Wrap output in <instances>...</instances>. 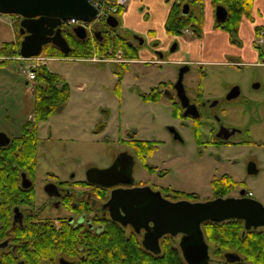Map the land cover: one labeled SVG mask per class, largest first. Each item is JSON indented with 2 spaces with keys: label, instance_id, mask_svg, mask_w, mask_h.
<instances>
[{
  "label": "rangeland",
  "instance_id": "1",
  "mask_svg": "<svg viewBox=\"0 0 264 264\" xmlns=\"http://www.w3.org/2000/svg\"><path fill=\"white\" fill-rule=\"evenodd\" d=\"M136 1L140 4L137 7L138 13L128 18L131 21L120 17L116 33L123 31L131 38L138 33L143 39L148 29L159 31V22L155 16L160 8L159 0ZM207 3L203 1L202 8L196 6L197 14L202 19V29L206 25V36L210 34L218 40V45L224 46L223 37L214 33L220 29L214 23L216 7L212 4L207 7ZM149 9H152V13ZM1 16L10 18L7 14ZM0 27V41L9 40L11 28L8 30L7 24L1 20ZM237 38L233 39L243 42L244 51L254 55L252 47H248L251 44L247 33ZM235 40H232L234 45ZM175 44L173 42L165 51H161V58L148 42L146 46L154 56L164 60L163 63L140 60L130 63L121 81L120 97L116 93L118 77L112 73L110 64L86 60L48 61L50 69L68 77L73 97L71 99L70 96L71 100H68L63 110L40 123L38 176L45 178L52 172L63 178L75 174L76 179H84L89 168H104L121 152L128 150L129 146L119 139H127L129 135L135 134L140 139L159 141V147L154 156L148 159V164L167 170L163 176L159 173L150 176L145 165L138 160L135 167L138 181H149L147 183L159 189L169 186L175 190L196 193L200 201H208L213 198V178L230 174L235 181L243 184V188L252 191L254 198L264 202V60L259 57V63L206 66V75L202 79L197 66L185 74L184 84L189 96L195 98L202 91L203 100L207 103L204 112L210 116V126L205 125L202 132L206 143L199 146L190 126L181 130L183 142L172 136L170 127L179 126L180 121L173 117L167 97L156 103L145 102L140 96L149 93L159 83L171 81L173 84L177 81L182 67L171 59L177 51ZM17 57L6 56L4 60L8 67L0 68V84L4 83L0 86V128L10 125L14 131L21 129L26 115L32 110L38 83L37 80L32 85H26L25 82V69L29 63L37 62ZM6 78L5 83L3 79ZM234 86H240L242 94L229 101L226 95ZM215 102L218 103L212 107ZM101 105L110 107V117L103 113ZM107 122V133L99 134ZM211 126H215L214 132H211ZM221 126L238 130L233 139L246 143L217 146L207 142L214 139L215 132ZM251 162L258 165L257 174H249L248 166ZM168 240L179 244L180 238L171 237ZM211 256L215 258L212 249ZM211 264L218 262L213 260Z\"/></svg>",
  "mask_w": 264,
  "mask_h": 264
},
{
  "label": "flooded vegetation",
  "instance_id": "2",
  "mask_svg": "<svg viewBox=\"0 0 264 264\" xmlns=\"http://www.w3.org/2000/svg\"><path fill=\"white\" fill-rule=\"evenodd\" d=\"M175 1L183 2L185 14H188L191 10L196 11V6L198 5L201 8L203 7V2L202 4L193 5L192 2L194 0H173V3ZM118 11L117 9L112 14L118 19L120 24L119 18L121 15H117ZM108 19L99 24L96 23L93 27V31L95 32L92 34L88 32L86 40L75 37L81 41L90 42L95 52L94 59H98L102 63L118 61L121 63V66H124L123 64L129 65L133 59H127L124 56L123 50L117 51L111 58L99 56L96 52L97 45L95 44L108 38V35H122L120 32L116 33V28L119 24L117 27H111L107 23ZM245 19L252 20V15L251 17L243 18L238 36ZM259 26L261 25L255 27V38L253 42L254 48L259 52L260 57L264 43L263 45H256L255 40L256 37H260L264 28L261 26V29L257 31V27ZM61 29L63 34L69 30L73 32V27L65 23L61 25ZM186 32L197 36L192 29H186L180 35H184ZM122 36L128 38V44L131 45V39H136L138 34L132 36L133 38L127 37L126 35ZM236 43L241 45L242 41L237 40ZM177 45L178 43L176 42L175 49ZM160 56L163 57V54L161 53ZM260 58L264 60L263 57ZM134 59H138V57ZM259 62L260 59L257 63ZM233 65H244V63L236 59ZM183 66L189 65L184 64L181 67ZM190 69L191 67L189 66ZM126 72L127 70H125V74ZM205 75L206 72L204 69L200 68L201 79ZM177 81L173 84L171 81L168 83H159L150 92L152 91L154 95L159 94L161 96L158 102L164 97H167L173 117L179 119V126L174 125L170 127V132L174 139L183 142L181 130L184 127L190 126L196 141L198 140L196 133L201 134L198 140L199 142L197 141V143L199 146H202L206 143L202 135L203 127L209 123L210 117L204 112L207 103L203 100L202 91L195 98L189 96L183 79L190 105H195L198 112L196 115L187 113V108L183 106L176 90ZM199 87L202 90V83L199 84ZM144 94L147 95L148 93ZM142 95L140 96L142 97ZM153 102L158 103L157 101ZM217 103L215 102L212 107ZM119 104L121 106L120 99ZM63 109L60 108L57 112ZM108 116L110 117L111 114H108ZM51 117L46 120L39 119L36 111L32 109L26 115L19 131H14L10 125L4 129L0 128V133H4L10 138L8 145L0 146V177L4 178L0 181V264H117L118 256L129 251L126 249L129 243H133L138 251L141 247L149 251L143 245L147 230L142 228L140 231H137L130 224L125 226L112 219L108 203L111 199L112 192L116 189L127 190L143 187H149L153 191H159L165 198L172 201L189 200L175 197L174 192L185 191L175 190L169 186L159 189L160 187L147 183L149 181L140 182L136 178L135 167L138 160L145 165L150 176L157 173L163 176L167 173L165 169L148 164V159L154 156L159 147V141L154 139H140L135 134L129 135L127 139L120 138L119 140L126 143L129 149L121 152L110 165L104 168L91 167L113 169L105 179L106 182H116L120 179L128 180L125 182L120 180L121 182L115 183L113 186L90 182L87 177V172L91 168L87 170L84 179H76L75 174L70 178H63L52 172L43 178L38 176L40 123L48 121ZM108 124V122L103 124L100 133L108 130ZM214 131L215 126H211V132ZM216 132L214 139L211 141L207 140V142L217 146L246 143V141L238 142L233 139L239 131L232 127L221 126L219 131ZM134 141H136L135 144H133ZM257 168L259 170L258 165ZM243 190L245 191L244 195H242ZM231 196H247L246 189L243 187L239 188L230 193L229 196L224 197ZM217 197L213 193L212 199ZM197 201L200 200L198 199ZM262 203L264 204V202ZM167 237L173 236L165 235L162 237L160 240L161 248L162 241ZM180 237L179 235L173 238Z\"/></svg>",
  "mask_w": 264,
  "mask_h": 264
},
{
  "label": "water",
  "instance_id": "3",
  "mask_svg": "<svg viewBox=\"0 0 264 264\" xmlns=\"http://www.w3.org/2000/svg\"><path fill=\"white\" fill-rule=\"evenodd\" d=\"M0 14L18 15L21 20V33L24 35L20 46V56L30 59L41 55L44 47L53 44L65 54L72 51L61 25L69 19H81L92 22L98 16V9L89 0H0ZM229 12L223 5L216 8V19L223 22ZM111 27L119 24L115 16L108 21ZM75 36L86 40L87 32L81 27L73 28ZM189 66H183L176 83L178 96L187 113L198 114L195 105H190L183 84L184 74ZM241 94V87L234 86L227 94L228 100L236 99ZM10 143V138L0 133V146ZM113 169L91 168L87 172L90 182L113 186L106 182ZM255 162L248 166L249 174H257ZM115 173V172H114ZM115 175H117L115 173ZM128 178V177H127ZM245 191H242L244 195ZM111 217L123 225H132L137 231L147 230L143 245L154 254H161L160 240L165 235L181 236L179 246L187 264H211L210 245L206 240L203 224L206 222L223 223L230 220L244 222L246 230L264 228V204L256 198L217 197L208 201L179 200L165 198L161 192L149 187L133 189H116L109 201ZM152 223V224H151ZM226 262L241 261L236 252L225 254Z\"/></svg>",
  "mask_w": 264,
  "mask_h": 264
},
{
  "label": "trees",
  "instance_id": "4",
  "mask_svg": "<svg viewBox=\"0 0 264 264\" xmlns=\"http://www.w3.org/2000/svg\"><path fill=\"white\" fill-rule=\"evenodd\" d=\"M216 7L223 5L229 12L228 18L223 22L215 21L217 28H221L229 32L231 39H238V32L240 24L244 17H251L255 0H211ZM203 0H194L193 5L202 4ZM122 9L118 11L117 15L122 14ZM11 16H17L15 14ZM108 26L107 24H105ZM18 40L16 43H4L0 53L6 56H19V50L24 35L21 33V18L15 23ZM165 29L170 35H180L186 29H192L198 36L202 37V19L197 14V11L191 10L188 14L184 12L183 2H174L167 20L165 22ZM261 26L257 27V31ZM68 40L72 51L70 54L63 53L53 44L46 45L41 55L47 57H63L76 59H91L94 57V49L89 41H81L75 37L73 32L69 30L64 33ZM235 38V39H233ZM128 38L116 34L108 35L102 42H98L96 52L99 56L113 57L119 50H123L124 56L127 59L137 58V49L128 44ZM235 40L234 42H236ZM11 48L12 50H8ZM111 50V52H109ZM260 57L264 58V48L260 52ZM5 63L4 62H0ZM127 65V64H123ZM127 67V66H126ZM125 70L118 74V83L116 84V93L120 97L121 81L125 76ZM37 88L35 93V101L33 109L36 111L39 119L46 120L52 115L56 114L58 109L64 108L70 99V86L58 74L51 72L46 66L37 69ZM144 101H159L161 96L150 93L143 94ZM201 134L196 133V138L199 140ZM197 140V141H198ZM136 141L133 142L135 144ZM199 142V141H198ZM4 179L0 177V181ZM213 193L215 197L229 196L230 193L243 187L242 183H238L229 174H224L219 178L212 180ZM175 197L182 199H189L197 201L198 194L189 192H174ZM204 233L207 242L212 245L211 249L215 255L214 260L218 264H264V230L252 229L246 230L243 221L230 220L223 223L206 222L203 224ZM167 237L162 241L161 254H153L141 247L138 251L137 247L129 243V251L121 254L117 258V264H187L180 246L170 242ZM128 243V242H127ZM227 252H236L241 256V261L236 263H228L225 259ZM112 258H114L112 256ZM218 258V259H217Z\"/></svg>",
  "mask_w": 264,
  "mask_h": 264
},
{
  "label": "crops",
  "instance_id": "5",
  "mask_svg": "<svg viewBox=\"0 0 264 264\" xmlns=\"http://www.w3.org/2000/svg\"><path fill=\"white\" fill-rule=\"evenodd\" d=\"M207 1L208 3L206 4L207 7H209L212 2L211 0H204ZM173 3V0H159V10L158 13L155 15L156 18L158 19L159 22V31L154 30V29H148V33L146 37H143V40H141L140 36L138 33V36L136 39H131L133 46L137 49V55L138 59H133L130 63H135L137 61H144L147 63H154V64H162L163 60L157 58L156 56L153 55V52L146 46L148 42L151 43V45L157 50L158 54H161V51H165L167 47L172 44L173 42H177L178 45L175 49V55L171 58L172 62L177 64V65H184L188 64L191 68L193 66H197L199 68L204 69L206 66H215V65H233L234 60H240L244 64L246 63H257L259 61V52L254 48V38H255V27L258 25L264 26V0H255L254 1V7H253V12H252V20L245 19L242 24L240 34L239 36H244V34L247 33V35L250 37V44L254 51V55L252 53H247L243 49V42L242 44H237L234 45L231 40V36L228 32L217 29L214 33L217 35H221L223 37V40L226 45H218L216 38L211 37L210 34L206 36L205 28L206 25L203 28V36L202 37H197L191 33H185L184 35H179V36H173V35H168L166 34V29H165V22L167 20L169 11L171 9V5ZM140 4L137 3L136 0H129L127 3L126 8L122 11L121 18L123 19H128L132 17L134 14L138 13L137 12V7ZM213 5V4H212ZM150 12L152 13V9H149ZM9 15V14H7ZM10 18H5L4 16H1L0 14V20L7 24V29L10 30L9 32V40H1L0 41V50L3 46L4 43L7 42H13L16 43L18 40V35H17V30L15 27V23L17 21V17H13L9 15ZM128 21H131L128 19ZM215 23V21H214ZM2 28V27H0ZM246 28L248 30L246 31ZM246 31V32H245ZM122 35H126L123 31L121 33ZM127 36V35H126ZM193 37L192 39H187L186 37ZM128 37V36H127ZM156 45V46H155ZM163 58L162 56H160ZM6 57L0 53V62H4ZM11 58V57H7ZM50 60H70V61H81V60H76V59H66V58H59V57H54V58H49L47 59L43 65L46 66L51 72L58 74L64 81H66L69 84V79L66 75H61L59 73H56L52 69L49 68L48 61ZM85 61V60H84ZM86 61H91V62H97L94 60H86ZM160 61V62H159ZM110 64V68L112 70V73L118 77V72L123 68H129V65H124L121 66L120 62H105L104 64ZM8 67L7 63H1L0 68L2 67ZM119 67V68H117ZM96 69V68H94ZM100 70V69H97ZM119 70V71H117ZM2 82V81H1ZM3 82H7V78L3 79ZM26 85L28 83L27 76H26ZM4 85V83H1L0 86ZM70 86V84H69ZM82 88V87H80ZM70 92H71V86H70ZM71 99L73 95H70ZM70 99V100H71ZM122 106V102H121ZM33 108V107H32ZM65 108V107H64ZM101 109L103 113L106 114H111V109L109 106L105 107L101 105ZM80 130V129H79ZM107 133V130L100 133L104 134Z\"/></svg>",
  "mask_w": 264,
  "mask_h": 264
},
{
  "label": "built area",
  "instance_id": "6",
  "mask_svg": "<svg viewBox=\"0 0 264 264\" xmlns=\"http://www.w3.org/2000/svg\"><path fill=\"white\" fill-rule=\"evenodd\" d=\"M90 2L98 9V18L93 23H87L78 19H70L67 21L68 25H81L91 34L94 33L93 27L96 23H100L102 21L107 20V18L120 7H124L128 0H90ZM256 43L259 45H263L264 43V31L261 32L259 38H257ZM44 58H34L33 61L37 62V64H31L27 71V76L29 81L34 82L36 78V68ZM252 194V193H250Z\"/></svg>",
  "mask_w": 264,
  "mask_h": 264
},
{
  "label": "bare ground",
  "instance_id": "7",
  "mask_svg": "<svg viewBox=\"0 0 264 264\" xmlns=\"http://www.w3.org/2000/svg\"><path fill=\"white\" fill-rule=\"evenodd\" d=\"M203 229H204V226H203Z\"/></svg>",
  "mask_w": 264,
  "mask_h": 264
}]
</instances>
